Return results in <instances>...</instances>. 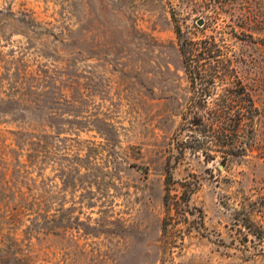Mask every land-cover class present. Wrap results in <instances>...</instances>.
Instances as JSON below:
<instances>
[{
    "label": "rangeland",
    "instance_id": "374dc122",
    "mask_svg": "<svg viewBox=\"0 0 264 264\" xmlns=\"http://www.w3.org/2000/svg\"><path fill=\"white\" fill-rule=\"evenodd\" d=\"M175 24L252 93L245 154L176 161ZM0 264H264V0H0Z\"/></svg>",
    "mask_w": 264,
    "mask_h": 264
},
{
    "label": "trees",
    "instance_id": "16d2710c",
    "mask_svg": "<svg viewBox=\"0 0 264 264\" xmlns=\"http://www.w3.org/2000/svg\"><path fill=\"white\" fill-rule=\"evenodd\" d=\"M175 31L192 92L181 113L182 120L176 134V161L184 156L186 150L202 152L208 161L219 154L223 161L245 154L251 146L243 134L245 126L259 113L252 93L243 80L235 76L233 60L216 33L196 38L183 31L179 24H175ZM235 82L238 84L233 86ZM220 84H226V87L218 93ZM30 132L35 134L33 130ZM174 166L169 157L166 163L169 184L174 181ZM186 185L183 199L188 206L196 188ZM165 205L170 210L183 209L180 201H177V206L170 202V193L165 195ZM200 214L203 218L202 209Z\"/></svg>",
    "mask_w": 264,
    "mask_h": 264
},
{
    "label": "water",
    "instance_id": "95a60500",
    "mask_svg": "<svg viewBox=\"0 0 264 264\" xmlns=\"http://www.w3.org/2000/svg\"><path fill=\"white\" fill-rule=\"evenodd\" d=\"M203 23H204V20L202 18L198 20L199 25H203Z\"/></svg>",
    "mask_w": 264,
    "mask_h": 264
}]
</instances>
